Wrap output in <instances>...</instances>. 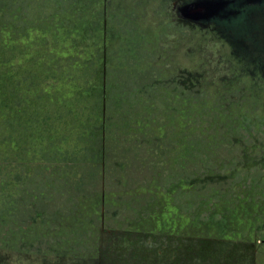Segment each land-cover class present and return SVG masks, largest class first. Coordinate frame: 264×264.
I'll use <instances>...</instances> for the list:
<instances>
[{"label":"rangeland","instance_id":"obj_1","mask_svg":"<svg viewBox=\"0 0 264 264\" xmlns=\"http://www.w3.org/2000/svg\"><path fill=\"white\" fill-rule=\"evenodd\" d=\"M152 1L142 17L161 25L157 56H170L179 71L166 82L183 90L204 78L218 96L216 111L194 119L192 130L201 125L206 133L187 145L191 159L163 170L175 146L160 140L144 152L150 135H117L124 118L115 104L100 109L84 89L72 111L50 112L22 100L13 85L4 100L9 112L0 118V264H264V0ZM233 81L242 86L239 95L221 96ZM121 93L123 103L132 98ZM242 97L253 114L241 123L218 121ZM156 99L164 108V97ZM100 110L102 123L94 120ZM161 112L165 124L168 113ZM216 125L220 142L209 153L207 135ZM100 136L125 149L104 151ZM127 152L124 171L118 160ZM143 153L153 159L147 173L136 168ZM83 205L91 212L82 227ZM148 214L161 216L163 230H144L155 222L142 221Z\"/></svg>","mask_w":264,"mask_h":264},{"label":"trees","instance_id":"obj_2","mask_svg":"<svg viewBox=\"0 0 264 264\" xmlns=\"http://www.w3.org/2000/svg\"><path fill=\"white\" fill-rule=\"evenodd\" d=\"M151 2L153 1L0 0V118L9 112L10 108L4 100L7 93L10 95V87L13 85L17 86L15 88L22 100L28 99L42 111L50 112L62 109L72 111L75 108L72 104L73 97L77 90L84 89L82 93L95 95V103L99 104L100 109L102 103L115 104L114 113L124 118L115 126L117 135L120 131L131 132L130 130L150 135L146 138H150L151 143L140 148L144 152H150L152 147L157 148V141L160 140L165 146H175L169 149L179 160L175 162V158L164 157L163 170H172L178 161L189 162L190 147L187 145L194 142L195 137L199 136L197 133H206L201 125V129L192 130L195 129L192 127L194 119L197 121L205 114L216 111L214 105L218 96L212 88L206 87L204 78L197 87L183 90L181 87L174 89V85L179 86L177 83L166 82L179 71L178 68L171 67L176 63L170 56L165 54L164 60V56H157L155 39L160 36L161 25H154L153 21L142 17L145 10H153ZM133 17H137V20H132ZM114 25L118 26V33L115 43L110 45L114 41L110 27ZM155 77H158L156 82ZM116 84L121 85V91L114 94L116 90L111 86ZM241 89L242 86L233 81L224 84L220 93L228 98L229 95L238 96ZM124 91H128L132 97L126 103L121 102L124 96L121 92ZM158 94L164 97V108L156 104ZM253 108L250 99L239 98L238 102H231L228 111L217 113L218 121L241 123L244 116L253 114ZM161 110L168 113L164 117L165 124L158 119V112L161 114ZM95 113L96 111L90 116L94 117ZM94 120L101 123L104 121L101 110ZM215 131L207 135V144L211 147L209 153L216 152L215 147L220 142L216 138L218 134L221 135L222 130L216 125ZM98 141L100 147H106L104 151L125 149L115 137L102 141L100 136ZM179 142L181 146L177 148ZM146 153H143L144 157H141L140 164L136 167L141 168L143 173L150 170L153 160ZM127 155L128 152L118 160L125 163L124 171L128 167ZM135 165V161H132V166ZM130 168L126 172L129 175ZM98 181L99 178L96 179L95 186ZM131 194L132 192L127 196L131 197ZM113 201L120 203L116 195ZM82 212L83 227L88 223L91 211L86 210L83 205ZM98 212L96 210L97 220ZM141 219L155 221L154 224H147L145 231L153 233L158 229L163 230L161 216L148 214V217ZM170 227L172 231H177V227Z\"/></svg>","mask_w":264,"mask_h":264}]
</instances>
